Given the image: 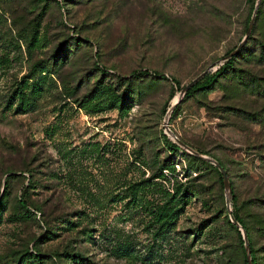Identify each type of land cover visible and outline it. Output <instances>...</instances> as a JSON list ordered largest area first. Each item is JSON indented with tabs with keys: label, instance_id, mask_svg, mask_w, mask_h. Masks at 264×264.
<instances>
[{
	"label": "rangeland",
	"instance_id": "obj_1",
	"mask_svg": "<svg viewBox=\"0 0 264 264\" xmlns=\"http://www.w3.org/2000/svg\"><path fill=\"white\" fill-rule=\"evenodd\" d=\"M255 2L0 0V264H246L226 206L264 202V0L215 70Z\"/></svg>",
	"mask_w": 264,
	"mask_h": 264
},
{
	"label": "water",
	"instance_id": "obj_2",
	"mask_svg": "<svg viewBox=\"0 0 264 264\" xmlns=\"http://www.w3.org/2000/svg\"><path fill=\"white\" fill-rule=\"evenodd\" d=\"M258 3H259V0H256L254 8H253V11H252V14H251V17L249 19V22L247 24V28L245 30V33H244L243 37L237 43L235 48L233 50H231L229 53H227L222 58L223 61H226L228 58H230L232 55H234L240 49V47L243 45L244 41L246 40L247 36L250 33V29H251V26H252L253 21H254L256 7H257ZM205 73H206V70H203L202 72L197 74L195 77H193L190 81H188L184 86H182L178 90V96L174 99V101L170 104V106L166 110L165 119H164V128L166 129L167 132H170L169 129L166 127V120H167L168 114L171 112L173 107L177 104L178 100L185 93V91L189 87H191L194 83H196ZM174 139L180 146H182L186 151H188L193 156L212 163L219 170V172L221 174L222 184L227 189V192H229L228 179H227V176L225 174V170L223 169V167L216 160H214V159H212V158H210L208 156L199 154L198 152L194 151L189 146H187V145L183 144L182 142H180L175 136H174ZM226 211H227V214H228L229 221L239 230V232L241 234V238L243 240V247H244V251H245L246 264H252L251 260H250V251H249V246H248V241H247L246 234H245L244 230L240 227L238 222L233 218L228 206H226Z\"/></svg>",
	"mask_w": 264,
	"mask_h": 264
},
{
	"label": "trees",
	"instance_id": "obj_3",
	"mask_svg": "<svg viewBox=\"0 0 264 264\" xmlns=\"http://www.w3.org/2000/svg\"><path fill=\"white\" fill-rule=\"evenodd\" d=\"M261 1L262 0H259L258 7H256L255 17L259 13V6L261 4ZM255 17H254V20H255ZM246 40H247V38H246ZM246 40L244 41V43L246 42ZM244 43L234 55H232L230 58H228L219 68H217L215 70V73H220L225 67H227L229 64L232 63V61L236 58V56L238 55L240 50H242ZM229 52L230 51H227L225 53V55ZM194 87H196L195 83L191 87H189L188 89L191 90ZM179 89L180 88H178V90ZM187 92L188 91H185L184 95ZM173 147L176 148V145H173ZM19 202L23 207H25L24 201L20 200ZM246 204H248L251 208L250 217L248 216V219L245 220L244 217H240L234 213H231V214H232L233 218L238 222L240 227L244 230L246 237H247V241H248L251 263L256 264V257H255V253H254L255 250L253 249V238L256 236L255 234H257V233H258V235L264 234V202L259 197H251L250 199H248L246 201ZM226 222H227L228 226H230L231 228L233 227V229L237 233V236L239 237L240 243L243 245V240L241 238V234H240L239 230L229 221V219ZM254 232H256V233H254ZM243 249H244V247H243Z\"/></svg>",
	"mask_w": 264,
	"mask_h": 264
}]
</instances>
